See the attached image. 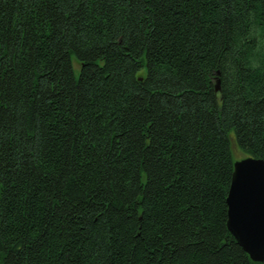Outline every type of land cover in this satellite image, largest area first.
Returning a JSON list of instances; mask_svg holds the SVG:
<instances>
[{
    "label": "trees",
    "instance_id": "obj_1",
    "mask_svg": "<svg viewBox=\"0 0 264 264\" xmlns=\"http://www.w3.org/2000/svg\"><path fill=\"white\" fill-rule=\"evenodd\" d=\"M232 140L264 160V0H0V264H264Z\"/></svg>",
    "mask_w": 264,
    "mask_h": 264
},
{
    "label": "water",
    "instance_id": "obj_2",
    "mask_svg": "<svg viewBox=\"0 0 264 264\" xmlns=\"http://www.w3.org/2000/svg\"><path fill=\"white\" fill-rule=\"evenodd\" d=\"M216 79L215 90L219 91ZM227 228L253 262L264 261V160L248 155L233 163Z\"/></svg>",
    "mask_w": 264,
    "mask_h": 264
},
{
    "label": "rangeland",
    "instance_id": "obj_3",
    "mask_svg": "<svg viewBox=\"0 0 264 264\" xmlns=\"http://www.w3.org/2000/svg\"><path fill=\"white\" fill-rule=\"evenodd\" d=\"M71 60H72L74 74L77 77L79 73V63L77 62L75 56H72ZM231 152H232L233 159L235 161L246 157L245 153L236 145V143L233 140L231 141Z\"/></svg>",
    "mask_w": 264,
    "mask_h": 264
}]
</instances>
